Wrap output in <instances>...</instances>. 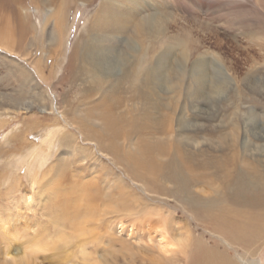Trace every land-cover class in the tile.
Returning <instances> with one entry per match:
<instances>
[{
  "label": "rangeland",
  "instance_id": "rangeland-1",
  "mask_svg": "<svg viewBox=\"0 0 264 264\" xmlns=\"http://www.w3.org/2000/svg\"><path fill=\"white\" fill-rule=\"evenodd\" d=\"M6 1L9 2L5 3ZM57 1L59 5L60 0ZM130 1L140 6L144 15L158 14L159 20L156 24L158 29H151L149 31L151 36L149 34L144 36L145 40L142 43L138 42L137 47L142 45L145 48L144 58L147 66L154 65L160 55L166 51L169 52V57L165 59L172 67L171 72L174 74L172 81L176 84V90L173 91L168 84H165L162 89H159V93L163 107L167 103L175 108L171 119L174 133L173 130H169L171 120H167L169 112L166 109L162 112L167 114L165 128L168 130L157 132L158 134L156 132L129 134L130 125L127 123L116 125L115 131L118 132L111 137L110 134L101 132L102 126L98 122L86 124L90 127L87 128L89 133L88 130L81 132L80 128L74 126L73 118L83 113L84 109V111L93 109L100 101V95L83 99L80 92L70 90L66 80H62L67 74L64 68L69 57V52L62 44L66 43L67 49L70 50L78 36L84 33L88 20L95 14L92 12H96L100 0L91 3L86 0H63L65 15L67 14L65 16L67 17L65 18L66 32L60 34L59 27L55 28V31L60 34L54 37L56 43L58 42L56 50L55 44L47 43V35L37 31L42 23V16L34 12L36 4L33 0L0 1V24L5 29L7 24H14V30L17 32L18 24L22 20L28 25L26 34L21 36L22 41L17 37V33H15L16 43L14 44L0 41V103H3L0 105V212L10 217L5 222L7 225L26 227L28 237L43 233L48 239L44 229L49 234L50 240L61 235L66 251L75 254L78 251L76 247L81 243L74 238L75 236L71 238L70 235H75L77 228L71 225L70 210L62 211L58 201L67 199L80 201L79 210L75 211L77 214L96 215L94 223L87 225V230L94 226L92 229L97 236L94 239L91 238L92 240L88 239L84 245L86 255L91 257L90 264H198L197 260L192 263L189 258L192 248L182 251L183 249L178 250L174 247L175 243L182 244L181 239L188 236H194L193 238L206 246L208 244V246L223 249L236 259L238 254L244 253L243 250L226 248L221 242L222 239L220 240L217 234L207 229L208 225L204 223L201 215L183 210L181 204L165 193L170 186L163 181L162 166L167 157L174 152L175 134L178 133L176 130L181 129L180 123L183 121L200 128V130L190 129L186 132L199 140L197 150L199 148L205 150L203 153L199 152L200 155L202 154L198 155L199 161L207 157V149L212 147L210 139L215 140L216 135L210 130L216 129L217 124L225 125V127L231 124L224 132H229L234 127L232 124L238 125L240 138L237 147L242 156H245L243 146L251 150V153H258V151L264 153V137L256 136V138L248 131L247 139L250 144L246 146L244 142L246 135L243 129L246 126L248 130L256 128L262 132L260 127H264V0ZM26 9L28 12L25 11ZM47 9L48 7L45 8L46 11ZM50 24L52 25L51 21ZM129 41L119 43L117 45L119 48L115 46L116 44H110V46L114 45L122 53L127 50ZM11 44H13V48L11 47V51L14 50L13 54L9 52ZM40 48L52 50L46 52L53 56V59L49 60L47 68H44V75L48 78L49 85L32 74L31 64L37 60ZM129 55L125 56L133 61L131 58L133 53ZM46 57L47 55H43L42 59ZM196 63L205 65L207 89L212 90L211 85L219 87L221 84L223 88L221 90L219 87L220 92L212 94L206 90L204 98L202 97L200 87L195 85L196 81L189 74L191 67ZM179 65L181 69L178 68ZM22 74L27 78H24ZM30 78L33 79L30 80ZM77 83L80 84V82L75 83L76 87ZM55 92L63 93L60 96L62 99L59 97V100H56ZM199 93L201 94L198 95ZM4 96L6 101L3 100ZM41 97H46L43 101L48 110L46 113L35 109L26 111L21 108L20 101L33 102ZM9 98L10 101L16 100V102L5 103L9 101ZM249 117L253 119L249 121ZM113 119H115L114 114ZM143 122L142 120L141 123ZM181 125L183 127L184 124ZM100 133L103 134L104 139L103 136L100 137ZM111 143L114 147H111ZM137 147L143 151L141 156L144 165L142 162L140 165L136 164L138 168L140 167L139 169L133 162L135 168L128 158V154L131 151L134 152ZM241 158L238 163H246L242 162ZM247 158H253V156L248 155ZM51 182L57 183L58 186ZM210 182L212 183L213 180L204 182L199 179L193 187L194 192H192L196 193L194 195L203 196L202 198L206 200L207 197L217 196L222 182L214 181L216 184H210ZM49 184L53 188H58L52 191V193L55 192L53 195H50L51 191L46 192L43 188ZM93 190L96 196L93 195ZM87 196L95 197V200L87 199ZM48 197L53 204H46V200L50 201ZM69 201L67 200L64 206L69 204ZM60 224L63 230L60 229ZM162 224L166 226L162 227ZM86 235L89 236V233ZM70 238L76 239L77 243ZM124 245L129 249L126 248V250ZM159 247H164L167 252H171L166 253L164 257ZM131 248L133 249L130 250ZM53 252H40L41 254L39 253L36 258L37 262L48 264L51 256L55 255ZM255 260L258 264H264V242L257 251Z\"/></svg>",
  "mask_w": 264,
  "mask_h": 264
},
{
  "label": "bare ground",
  "instance_id": "bare-ground-1",
  "mask_svg": "<svg viewBox=\"0 0 264 264\" xmlns=\"http://www.w3.org/2000/svg\"><path fill=\"white\" fill-rule=\"evenodd\" d=\"M33 1L36 4V7L34 8V12L42 16V20H41L42 23L39 25L40 28L37 31L40 34L47 35V39H48L47 43L55 44L54 49L56 50L58 48V42L56 43L54 37H56V35L59 36L61 33L66 32L65 18L67 17L65 16H67V14L65 15V9L63 4L65 1L63 2V0H60L59 5L57 0H33ZM86 1H89L88 3H91L95 0H86ZM8 2L9 1H6L5 3ZM21 2H22L21 5H23V1ZM52 6H54V8ZM46 7H48L47 11L45 10ZM21 8L22 7H20V9ZM21 10L23 11V9ZM25 11L28 12L27 9ZM92 13L95 14L91 16L90 20H88L89 23L85 28L84 33L82 32L83 33L82 34L80 32L81 34L78 36V39L73 44V46L71 45L72 47L70 48V50H68L69 48L67 49L66 43L62 44V46L66 48V51L69 52V57L67 59L68 61L67 64H65V68H64L67 74L65 73L66 77H63L62 80L63 81L66 80L67 85L70 86V90H76V92H80V94L83 96V99L89 97L91 98L94 95H100L99 98L100 101L95 104V107L93 109H87L86 111H84L85 110L84 109L83 113L77 114V117L73 118L74 126L80 128L81 132H84L90 128L86 124H89V122H94V123L98 122L102 126L101 132H106L104 134H108V135L110 134V137L115 136L117 134L118 131L117 132L115 131V127L119 123H127L130 125L129 134H136L141 132L157 133V132L165 131V129H167L165 128L166 119H167L165 118V115L167 116V114H165V112H162V110L166 109L169 112V119H167L168 121L172 119V115H174L175 113V108L172 107V105L165 103L164 107L162 106L160 100L161 97L159 93V89H162L163 85L165 84L166 85L168 84V87L171 88L173 91L176 90V84L175 82L172 81V76L174 75L171 72L172 67L170 66L168 61L166 62L165 59L166 57L167 58L169 57V52L166 51L165 53H163V55H160V57L157 59L154 65L148 64L147 66L144 58V56L146 55L145 48L142 45L137 47L138 45L137 43L138 42L142 43L145 40L144 36L149 34V31H151V29L156 28L157 21L159 20L158 14L155 13L150 15L149 14L144 15L142 13L141 7L140 6L138 7L130 0H100L96 12H92ZM50 21L52 22V25L50 24ZM27 26L28 25L22 20L20 24H18L17 32H15L14 24H10V23L7 24L6 29L0 24V41L10 42L13 44L16 43L15 33H17L16 34L17 37L21 39V36L26 34L25 32L27 31ZM58 27L60 29V34L59 32L55 31V28ZM183 33L186 34L187 32H183ZM154 34L156 35L155 32ZM149 35L151 36V34ZM185 39L187 40L186 37ZM128 40H130L131 42L129 41L130 44H127L126 47L127 50L121 53V50H118L119 46L117 45L121 42L126 43L128 42ZM6 44L8 45V43ZM13 44H11V46L9 45L10 48L12 47ZM110 44L111 45L116 44L115 46H117L118 48L114 47V45L113 47H111ZM1 46L6 48L4 45ZM12 48L10 49L9 52H12L11 51ZM7 50H9V48ZM47 51L51 52L52 50H45L44 48H40L37 54L38 57L37 60L31 64L32 74L37 76L39 79H41V81L45 84H48L47 83L48 78L44 75V71H45L44 68H47L48 66L47 62L53 59V56L46 53ZM130 53H133V57H131L133 58V61L128 60L127 56H125V55L130 56L129 55ZM43 55H47L46 59H42ZM23 62L24 61H22V63ZM178 68L181 69V66L179 65ZM204 68L205 65L203 63H196L191 67V70L189 71V74L192 76L191 78L194 79L197 83L194 84L200 87V90L202 91V94L199 93L198 95L201 94L203 98L205 96L206 90L207 92L213 94L215 92L216 93L220 92L219 87L220 89L223 88L221 84L219 85V87H213L210 84L212 90L209 88L207 89V81L205 79L206 69ZM26 73L24 74L26 75ZM25 75L22 74L24 78H27V76L25 77ZM61 77L62 76H60V78ZM31 79L33 78H30V80ZM78 81L80 82V84L77 83L78 86L76 87L75 83ZM31 88L33 89V87ZM54 95L55 97H57L56 100H59L58 98L61 95H63V93L59 94L58 92H55ZM174 98L175 99L177 98L176 93ZM5 99L6 98L4 96L3 100L6 101ZM45 100L46 97L44 98L41 97L38 98L37 100H33V102L32 101L26 102L24 100L25 102L23 101L22 103V101H20L21 102L20 104L22 105L21 108L23 110L28 111L31 109H35L46 113L48 110L46 108V105L43 104V101ZM8 102L13 104L14 102H16V100L12 102V100L10 101L9 98V101L5 103ZM17 102H19V100ZM2 104L3 103H0V105ZM62 105L64 106V104ZM70 107L71 106H69V108ZM16 108H18V106ZM50 109L52 110V107ZM108 109L112 110L113 112L109 111ZM4 110L6 111V109ZM182 110H184L183 107ZM60 112L64 113L63 111ZM93 114L95 115L93 116ZM113 114L115 119H113ZM251 119L253 118L252 117L248 118L249 121H251ZM142 120L144 121L143 123H141ZM241 120L244 122L243 119ZM182 121L183 120H181V122ZM181 124H184L183 127ZM259 124L261 125V123ZM247 125L249 124L247 123ZM228 126H231V124ZM228 126L225 127V125L217 124V126H215L217 127L216 129L213 128L212 130H210V132L211 131L215 132L216 135L214 136L215 140L210 139L212 143L211 144L212 147H209V142H208V147L210 150L207 149V157L204 160L201 159L202 161H199L198 155H200V153H203V151L205 150L204 148L203 150H201L200 148L197 150L199 144L197 141L199 140L186 132L187 130L190 131V129L200 130V128L196 125L193 126V124H190V122L188 123L186 121H183L182 123H180L181 129L176 130V132L178 131V133L175 134L176 144L174 145L175 148H173L174 152L172 151L173 153L167 157L166 161L162 166L163 177H164L163 181L170 186L169 188L166 187L168 189L165 191V193L169 195V197L173 198V200L181 204L182 206L181 208H183V210L201 215L200 217L205 221L204 223L208 225L207 229L217 234L220 237V240L222 239L221 242L226 246V248L227 247L229 249L239 248L244 252L243 254H238L236 256L237 258L234 259L229 252H225L223 249H219L218 247L208 246V244L207 246L205 244H201L195 238H193L194 236L193 237L188 236V238L186 237L185 239L183 238L181 239L179 237V239H181L180 242L182 244L175 243L174 247H177L178 250L183 249L182 251L187 249L189 250V248H192L193 251L190 255L191 257H189L191 258L190 260L192 261V263L197 260L198 264H258L255 260L256 254L264 242V166H263L264 153H259L260 151H258V153L255 152L257 153L255 155V153H251V150L246 149L243 146L244 148L243 152L245 156H242L241 152L240 153L238 152V147H237V144H239L238 139L240 138L238 132V125L232 124V126L234 127L230 129L229 131L230 133L224 132V130ZM243 129L245 132V134L244 133L243 134L246 135V137L244 136L246 139H244L245 141L244 140L243 141L245 142L246 146L250 144V142L247 139L248 131L251 132L255 137L256 136H259L261 138L262 136L264 137V127L262 128L260 127V130H262L263 133L257 130L256 128H252L251 130H248L247 127L244 126ZM169 130L170 131L173 130L172 120ZM172 132L174 133L175 130H173ZM102 136L103 134L100 137ZM104 138L105 137L103 136V139ZM111 147H114L112 143H111ZM137 149H135L136 151L135 150L134 152L131 151L130 154H128L129 160L132 161L130 163L132 164L134 162L135 166H137L136 164L140 165L143 160L141 156L142 155L141 152L143 151ZM247 153L248 155L253 156L254 159L247 158L248 157ZM240 158L243 160L242 162H246V163L239 164L238 162ZM140 159L141 161H139ZM247 160H249L250 162H248ZM142 164L144 165L143 162ZM160 166L159 169L161 170L162 168H160ZM145 170L147 171V169ZM198 178L203 180L204 182H206L209 179L213 180L212 183H214V181L222 182V185L220 186L221 188L219 189L220 191L219 194L217 196L207 197V200L205 198H202L203 196L202 197L195 196L196 193H193L194 192L193 187L195 183L199 181ZM212 183L210 182V184ZM51 184L58 186L57 183L51 182ZM50 187L51 186L49 184V186L45 185L43 188L46 190V192L49 190L51 191V193L52 191H55V189L58 190V188H56L55 186H54L55 188L53 187L50 188ZM120 190L121 189H119V191ZM42 191L44 190L42 189ZM216 191L217 190H215L214 192ZM43 193L44 192H42V194ZM54 193L55 192H53L50 195H53ZM92 193L94 195V190L92 191ZM42 194H40L41 197ZM43 198L45 199V197ZM88 198H91V196L90 197L87 196V199ZM92 198H91L92 201L95 200V197ZM48 200L50 201L46 200L47 205L50 203L53 204V201L51 202V199H49V197ZM67 200L69 201L71 199H67ZM67 200L58 201V205L62 208V211L70 210V214H72V217H70L71 215L68 216L72 218L71 225L77 228L76 229L77 233L75 235H70L72 236L71 238L75 236L74 238H76L77 241L81 243L76 247L78 248V251L75 250V252L77 251L75 254L73 253L71 254L69 251H66V246L64 245L63 242L64 239L61 238L62 237L61 235H59L55 239L50 240L49 234L44 229V232L48 239H46L43 233L42 234L36 233L28 237L26 227L24 226L16 227L15 225L14 226L7 225V223L5 222H7L10 219V217H7L6 215H2L0 212V222H1L0 264H40L37 262L38 260L36 258L38 257V254L40 252L45 253V251L47 252L56 251L53 252V255L55 254L54 256H51L49 254L52 258L51 260H48L49 261L48 264H90L91 257L89 258V256L86 255L87 252H85L86 250L84 251L85 248L84 245L86 242H88V239L92 240L97 236V234H94V231L92 229L94 226H92L91 229L88 228L87 230V225L94 223V220L96 219L95 218L96 215L86 214V213H82L80 215L77 214L75 211L79 210L78 205L80 201L74 199L71 200V202L69 201V204H67L69 206L67 205L64 206L65 202L67 203ZM66 216L67 215H65V218L67 219ZM61 217L63 216L61 215ZM165 224L167 225V222H165ZM166 225L162 224V227H165ZM60 229H62V224H60ZM87 233H89V236L86 235ZM76 239L75 240L71 239V240L77 243ZM89 243H87V245ZM15 245H17L16 248ZM124 246L126 249L127 248L126 245ZM132 249L133 248H131L130 250ZM159 249H160V253H162L164 257H166V253L171 252V251L167 252L164 247H159ZM73 250L74 249H72V251ZM162 259L164 258L162 257Z\"/></svg>",
  "mask_w": 264,
  "mask_h": 264
}]
</instances>
